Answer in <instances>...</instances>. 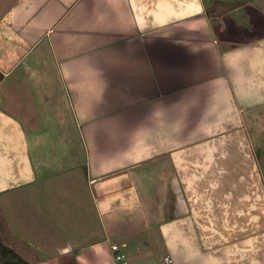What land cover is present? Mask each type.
Segmentation results:
<instances>
[{"label":"crops","instance_id":"1","mask_svg":"<svg viewBox=\"0 0 264 264\" xmlns=\"http://www.w3.org/2000/svg\"><path fill=\"white\" fill-rule=\"evenodd\" d=\"M0 75L26 263L264 264V0H14Z\"/></svg>","mask_w":264,"mask_h":264},{"label":"trees","instance_id":"2","mask_svg":"<svg viewBox=\"0 0 264 264\" xmlns=\"http://www.w3.org/2000/svg\"><path fill=\"white\" fill-rule=\"evenodd\" d=\"M3 75H0L2 80ZM0 262L2 264H28L14 250L6 247L0 238Z\"/></svg>","mask_w":264,"mask_h":264},{"label":"built area","instance_id":"3","mask_svg":"<svg viewBox=\"0 0 264 264\" xmlns=\"http://www.w3.org/2000/svg\"><path fill=\"white\" fill-rule=\"evenodd\" d=\"M111 250L114 255V259L118 264H130V261L125 253H123L117 244H112ZM173 261L170 257H165L164 264H172Z\"/></svg>","mask_w":264,"mask_h":264},{"label":"rangeland","instance_id":"4","mask_svg":"<svg viewBox=\"0 0 264 264\" xmlns=\"http://www.w3.org/2000/svg\"><path fill=\"white\" fill-rule=\"evenodd\" d=\"M14 0H0V12L6 9Z\"/></svg>","mask_w":264,"mask_h":264}]
</instances>
